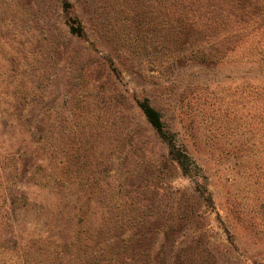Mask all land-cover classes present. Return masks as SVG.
<instances>
[{"label": "rangeland", "instance_id": "374dc122", "mask_svg": "<svg viewBox=\"0 0 264 264\" xmlns=\"http://www.w3.org/2000/svg\"><path fill=\"white\" fill-rule=\"evenodd\" d=\"M218 2L0 0V164L26 264H264V0L237 21Z\"/></svg>", "mask_w": 264, "mask_h": 264}, {"label": "trees", "instance_id": "16d2710c", "mask_svg": "<svg viewBox=\"0 0 264 264\" xmlns=\"http://www.w3.org/2000/svg\"><path fill=\"white\" fill-rule=\"evenodd\" d=\"M242 0H219L218 5L228 7H239L235 15L232 14L233 21H237L236 16L242 17L243 11L240 8ZM222 3V4H221ZM222 17L224 12H220ZM230 18L231 13L225 14ZM68 32L75 37H82L84 29L81 22L71 13L66 21ZM237 28H241L238 26ZM134 101L145 121L152 129L154 134L166 145L168 157L174 161L184 174H189L196 167L187 149L175 139V135L169 131L164 124L162 115L145 96H134ZM17 171L14 167L11 171L5 170L0 164V259L6 264H26L29 254L30 239L23 241L18 232V214L16 211L19 199L18 189L12 188L8 183V176H15ZM14 191V192H13ZM30 243V244H29ZM24 254V256H23Z\"/></svg>", "mask_w": 264, "mask_h": 264}]
</instances>
